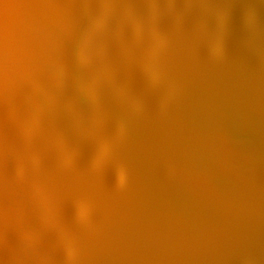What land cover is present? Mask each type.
I'll use <instances>...</instances> for the list:
<instances>
[{"label": "rangeland", "instance_id": "1", "mask_svg": "<svg viewBox=\"0 0 264 264\" xmlns=\"http://www.w3.org/2000/svg\"><path fill=\"white\" fill-rule=\"evenodd\" d=\"M46 1L52 2L51 11L49 13H42L41 11L38 10V7L45 5V2L43 0H0V59H1L0 71L3 70L0 72L2 74V75L0 74L1 76L0 77L1 78L0 79V83H1L0 84L1 85L0 86V91H1L0 92L1 93L0 94V99H1L0 100V111H1L0 112V160H1L0 161V234H3L4 237L6 238V241H3V243L1 242V239H0V243L2 244L1 246L4 247L3 256L5 259V260H0V264H16L15 260H12V257H10L11 254L9 255V253H7V250H9L11 247L6 246V244H11V241L12 243H14L13 242L14 239L19 240L23 236V234H21L17 230V227L15 226V224L17 223V225H21L25 223V221H30V222H34L38 224L42 223L43 221L42 213L45 212V209L48 211L50 210L51 214L50 213L49 214L52 217V219L55 221L54 223L51 224V228L48 227V229L52 230L53 228L54 230H52L51 233L46 235L40 241L39 240L36 241L35 244L43 248H46V249L48 248L50 253L55 254L58 258L57 264H88V262L84 263L85 260L83 261L82 260H65L63 259V257L65 256L64 254L65 252L67 253L71 252L73 254L76 253L80 256H83L84 253L77 250L76 245L73 244L74 243L73 240L75 238L76 240H78L79 238L80 239L83 238V234L76 233V231L72 228L75 227V225L76 227L77 226L78 227L92 226L93 219L108 218L110 220H113V219L118 220L120 223H124L123 221L128 220V223L127 221H125V223L127 224H124L126 228L128 229V233H129L128 238L130 240H133L131 241L133 243H135V241L138 242L139 241L138 236H140V230H136V228L140 229L138 227H141L140 224L143 223L142 218L145 212L144 208L146 205L149 204V200H150L149 194L151 195V192L149 193L150 190L147 191L146 193V191H144L145 188L143 187L146 185H152L155 183L159 184L161 182L160 185H163L162 190L164 191V193L172 194L173 192L168 186V181L162 182V180L159 179L160 176L158 174L160 169L167 166L171 161L176 164L180 163L181 165H183L184 169L185 168L187 169V170L185 169V172L183 174L188 180L193 181V180L201 178L202 176H205L204 180L208 183L206 184L210 186L212 190H217V188L221 187L219 185L221 184V181L220 183H218L219 182L218 180H221V179H219L218 177H214L215 179L211 180L209 177L211 176L212 178V174L213 176H219V173L214 174L212 171L208 172V171H204L203 169L205 167L207 168V166L211 163H218L219 165H221V164H224L223 162H226V168H227L229 164L227 163V161H224L227 159L224 158L223 155H221V153L225 151L227 152L228 157H231V159L236 160L235 163L239 167L238 168L239 172L241 173L243 172L242 173L243 175H241L242 178L246 176L244 178L246 184H244L245 186L243 185L244 191L245 192L248 191L247 193L249 194L251 193L250 195L252 197H257V195L261 193L263 194L264 189H262V187L264 185L260 187L261 188L260 191L258 190L259 186L264 184L263 178L260 177L258 179V177H255L253 170L250 169L249 165H247L248 163H246V160H247L245 159L246 156L250 158V155H248L249 151L247 152L245 151L246 153L243 151L246 154L245 156L242 152L241 153L238 152L239 147L236 148V150L232 148V146L231 147L228 146L229 148L228 147L225 148V146H222V141L218 142L216 137L212 135L209 131L207 132L206 130L205 132H202L204 131L203 124L207 123L210 126L213 125L212 126L213 128L215 126L216 129L218 128L221 131H227V132L229 131L228 133L229 134L232 133L231 134L232 137L235 135L234 137L236 138V140L237 139L239 140V138L242 136L243 133L245 135V132H244L246 128L245 126H249V130L250 128L254 127V122L252 121V119L254 118L256 113L258 114L260 113L261 117H264V90H263L264 85L261 84L260 79L257 78L258 76H260L258 75L260 73L256 70L258 66L260 65L263 66L262 63L264 64V56H263L264 53L262 52V50H258L257 47L254 46V48L257 49L255 51L253 48L254 54L257 53L259 55L261 53L259 56V59H256V57H251L250 62L252 63V65H249L246 63L244 64V61L248 59L245 58L246 57L245 55L243 56L245 51L244 50L242 51L241 44L239 43L242 38L246 37V40L248 41V43L253 44L252 43L253 39L251 38L253 37V35L247 31L248 30L247 24L244 23V21L242 20L243 16L241 15L239 11H237L235 14H232L229 11H225L224 15L226 18H222L220 15L222 13L221 11L219 12V10L222 9L224 0H46ZM102 5H104L105 7ZM89 6L91 7L93 11L90 8L89 9L87 8ZM115 8L119 12L116 13ZM133 16L136 19L134 21H133L134 19ZM59 18L60 19L63 18L62 21ZM140 19L142 20L141 23H139ZM58 20L61 22H59ZM63 20L65 22L67 21L66 22L67 25L66 23H64ZM226 22L229 23L227 24V26L225 25ZM141 25L143 27H141ZM144 25H146L145 28H147L146 32L144 31L145 30ZM87 26L89 27L87 28ZM125 27L130 28V30L126 29ZM135 28L140 33L139 35H138V32L135 30ZM118 29L121 30L119 31V33H117ZM139 29H142V30L144 29V30L142 32V30L140 31ZM147 30L148 31L151 30L152 33L150 31V34H155V35L152 36L149 34L150 36L145 37V35L146 34L148 35L149 33L147 32ZM153 30H155V33H153ZM65 31L66 33L64 34ZM133 32H136V33H133ZM85 36H86V40H85ZM142 36L144 38L143 39L144 41L142 40ZM151 36L153 38H151ZM124 37L127 40H124L125 39ZM133 37H135L134 40L136 39V41L138 42L142 41L144 44L143 45L144 47L142 46L141 42H139L140 44L137 42L136 45L134 44L136 41H134V43L133 41L131 42V40L129 39L132 38L133 40ZM147 37H150V38H147ZM234 39H236V41ZM128 41L130 42L128 43ZM148 41H150V43ZM147 42L149 43V45ZM118 44H119V47H118ZM129 44L131 45V47H129L130 46ZM123 45L126 47L128 51L133 53V54L130 53L127 58L126 57L124 58L123 57L124 55H119L121 52L125 51V47ZM127 45H128V48H127ZM145 45H147L148 48ZM24 46L27 48L25 49ZM227 47L229 48V50ZM15 48L17 49L14 50ZM19 49L21 50V52ZM116 49L119 54L116 52ZM119 49H122V50H119ZM133 49H136V50H133ZM219 50H221V52ZM9 51L11 52L17 51V52H13L12 53L13 55H12L11 52ZM105 51L106 53H104ZM257 51L258 52L261 51V52L258 53ZM9 53H10V56L6 55ZM107 53H110V54H107ZM225 54H226V58H225ZM227 55H230L232 59L228 57ZM231 55H233L234 57ZM235 55L237 56L241 55V56L239 58V56L237 57ZM6 56L8 58H5ZM104 56L107 58H105ZM261 56H263V60L262 58H260ZM98 57L102 59H99ZM3 58H5V60H7L8 62H11V61L12 62L7 63V61H4ZM106 60L109 61L108 64H110L111 66L110 65L106 66L105 64H103V62H105ZM14 62L17 63V65ZM87 62L88 64L90 63V65H93L92 66L93 68L95 66L97 67L93 69L91 66L87 65ZM112 62L115 63L113 64V66H112ZM145 62H148L149 65L145 66ZM99 63L101 64L98 66L97 64ZM77 64L79 66H77ZM82 65H83V68L85 67L86 70L88 69L87 73L85 72L86 70L83 71L85 68L84 69L81 68ZM100 66H103V68H101ZM251 66H253L254 68L251 69ZM9 67L10 68L12 67V70H15V71L19 70V71L12 72V70H10ZM105 67H107V69ZM5 68L7 70H5ZM18 68H20L21 71ZM23 68L26 71L23 70ZM29 69L32 70L30 73H29L30 71ZM8 70L12 72L13 74L12 73L9 74L10 72ZM5 71H7L8 73ZM27 71L29 75L27 74ZM39 71H41V73ZM19 72L21 73V76ZM3 73H6L8 77L5 74L3 75ZM42 73L46 76H44ZM255 73L257 76H255ZM15 74L17 76L19 75V77H15L16 76ZM40 74L43 75V77L42 76L40 77ZM214 74L216 75V77H214L215 76ZM86 75L87 77H85ZM5 76L7 78L10 77V79L8 80ZM23 76L26 79H24ZM245 76L246 78H244ZM254 76L256 78H254ZM54 78H55V81H54ZM78 78L82 82L83 81L84 82L80 84L81 81ZM88 78L90 80H88ZM227 78H232V79H227ZM241 78L243 79L240 80ZM247 78H249V80ZM4 79L6 80L5 83L7 85L4 84ZM257 79L260 81L259 84H261L263 88L262 90L260 87L257 88L258 87L257 86L258 84H256ZM253 80H254V84H252ZM7 81L11 82L12 84L10 83L11 85H9V82ZM14 81H17V82H14ZM249 81H250V84H248ZM13 83H15V85H13ZM47 83H52V84L50 85ZM246 85L249 87H246ZM252 85H255V86H252ZM58 86H60L61 88L58 89L59 88ZM251 86L252 88L254 87L255 90H258L256 91L258 92L257 98H256L257 100L256 99L254 100L256 96L254 97L253 94L256 95V92L253 93V91H251L252 89ZM1 87L4 90V94L7 93L6 95L2 94L3 91L1 90ZM119 87L125 88L123 91L126 93L127 92L133 93L132 97L130 98L125 97L126 103L122 101L123 97L121 96L119 92L120 90ZM75 88L77 90H75ZM43 89H45L46 91ZM114 89L116 92H114ZM248 89L250 91H248ZM60 90L61 91L63 90V91L61 92ZM42 91L43 93H41ZM250 93H251V96H249ZM37 94H39V96ZM205 94H206V97H205ZM230 94L235 95L236 98H232V99L227 98L229 97ZM258 94L260 95L259 97H258ZM5 96H8V97H5ZM66 96H69L67 97V99H70V100H67ZM20 97L22 99H20ZM53 97H56L57 99ZM237 97L239 100L237 99ZM258 98H260V100ZM246 99L247 101L249 99V102L245 101ZM60 100L62 103L60 102ZM232 101L234 102V104ZM7 102L9 104H6ZM58 102L59 104H61V106L58 104ZM235 102H237V104ZM82 103L84 104V106ZM3 104H6V105H3ZM57 104L60 107L59 110H56V107H53L54 105L58 107ZM246 104H249V105H246ZM1 105H3L2 107L5 108V111H3ZM125 105H127L128 108ZM251 105L252 106L257 105L259 110L258 108L252 107ZM6 106H8V108ZM66 107L67 109H65ZM220 109L222 110L220 111ZM62 111H64V114H62L63 113ZM224 111H226V114H224L225 113ZM65 112H68V114L70 113L72 116L70 114L69 115L66 114ZM234 113L235 114L237 113L239 117L235 118L237 114L234 116ZM52 114L54 115V118H55L54 120L56 121L52 120L53 118ZM124 115L126 116L124 117ZM55 116H59L60 119L58 117L56 118ZM183 116L188 117L192 121L191 124H193L194 126L195 125L198 126L196 127L198 132L201 131L202 133L200 134H204V136L201 135L202 137L201 139L203 140L205 139L207 141L209 140V142H211L212 145H215L214 147H216L217 146L216 144H218V146L215 148L213 152L211 150L212 153L210 152L209 155L206 154L205 151L207 147L202 145V141L199 143V145L201 146H199L198 142L194 141L191 138V136L186 135L185 137L178 139V138H175L171 134V130L174 127H177L178 124H180V126L183 124L181 123L182 119L184 118ZM74 118L76 119L74 120ZM209 118L210 119L214 118L213 120L218 121V122H214L215 124L214 123L212 124L211 121H209ZM68 119H69V123L72 126L70 124L68 125L67 123ZM73 120L75 121V123ZM77 120H79V122ZM64 122L67 123L65 124L67 125V127L64 125ZM71 122L74 125L77 124L78 126L77 127L73 126ZM243 122L245 124H243ZM50 123L54 128L50 125ZM217 123H218V126H217ZM241 123H242V126H241ZM251 124L253 126H251ZM61 125L63 127H61ZM117 125L118 127L120 125L119 128L121 129L122 127V129L120 130L117 127ZM124 125L127 127L125 128ZM70 126L74 128L72 129ZM144 126H147V127H144ZM114 127H115V130L113 129ZM77 128H79L78 131L81 134L77 132L76 130ZM108 129L112 130V132H109L110 130ZM124 129H127V130L124 131ZM92 131L95 133H92ZM142 132L144 134L143 139H142ZM111 133H115V134H111ZM248 133L251 135L250 131ZM99 134H101L100 136L102 139V140L100 139L99 145L97 144L98 142L92 143L90 139L92 140L96 139L97 138L96 136H99ZM106 134H107V138H106ZM125 134H127L126 135L127 137H125ZM89 135L91 138L89 137ZM93 135L94 136L96 135L95 138ZM78 138H81L83 141L85 139L86 140L84 141L85 143L81 139H78ZM73 140L75 141L72 142ZM101 141H103L102 144H101ZM216 141L218 143H215ZM123 142H125V144ZM74 143L75 144L77 143L76 145L78 147H74L73 146L75 145ZM219 143L221 144V146L219 145ZM17 145L19 148L17 147ZM87 145L88 146L90 145L89 147L90 149L88 148ZM72 147L73 149H71ZM67 148L69 149V151H67L68 150ZM83 148L84 149L88 148L90 151L86 149L83 151ZM127 148L129 150H126ZM141 149H142V152H141ZM227 150L229 151V153ZM85 151L87 152L84 153ZM71 152L72 153L75 152L74 155L73 154L71 155ZM128 152H130L131 154L130 153L128 154ZM231 153L234 156H232ZM59 154L62 156H60ZM76 154L77 155L79 154V155L77 156ZM81 154L82 156H80ZM64 155L66 156L64 157ZM75 155L76 157H74ZM210 155L211 156L213 155L212 157H214V159L209 158ZM89 156L92 159L87 158ZM135 157L136 159H133ZM80 158H82L83 161H81ZM85 158H86V161H85ZM183 158L184 160L187 159L188 161H184V162L179 161L180 159H183ZM133 160L136 161V163ZM190 160H193V162ZM243 160L245 162H243ZM88 161L89 162L92 161L90 162L91 164H89ZM194 161L199 163L198 167L200 169L202 168L201 170L205 172L204 174L202 172L200 175H196L194 171L192 175L191 172H193V169H192L193 167H191V165L192 166L194 165L195 163ZM6 162L8 165L6 164ZM84 162L85 163L87 162V163L84 164ZM14 163H16L15 166H14ZM244 163L245 165H247L246 168L249 167L248 170L246 168H243L245 171L241 169L242 166L245 167ZM92 164L95 167H93ZM9 165H11L12 167ZM84 165H90V166L85 167ZM7 166H9L10 169ZM70 166H72V168ZM62 167H64L65 169L64 168L62 169ZM68 167L70 170L68 169ZM47 168H48V171H47ZM54 168L55 170L57 169L56 170L57 173L54 172L55 171ZM199 168L197 170H200ZM12 169H14L15 172ZM191 169L192 171H190ZM95 170L96 172L98 171L97 175H96ZM223 170H226V169H223ZM60 172L61 173L65 172V175L61 174ZM69 172H72V173H69ZM91 173H93V175H91ZM258 173H261V176H262V172H258ZM68 174H70L69 178H68L69 176ZM134 174L137 175V177ZM251 175H252V178H251ZM90 179H92V181ZM134 179L137 181H135ZM249 179L250 180L253 179V180L250 182ZM59 180L61 181V183ZM257 180L260 181V184L256 185ZM253 181L255 182V184ZM51 182H52V185H51ZM209 182L210 183L212 182V183L210 184ZM214 182L218 184L213 185ZM89 183L92 187L89 185ZM59 184H61L62 189L60 188ZM211 185L213 188L211 187ZM253 185L257 186L258 188L254 187ZM214 186L215 187L218 186V187L214 189ZM64 187L67 188L65 189L67 191L64 190ZM87 189H89L88 190L89 192L91 191L90 194L87 191ZM186 190L187 189L182 190L184 192L180 193L181 197H184L185 199L187 196H189L187 198L188 200L193 199L194 196L192 195V193L190 194L191 195L190 196L188 193L189 191L188 190L186 191ZM252 190H256V192L255 191L253 192ZM62 191L64 193H62ZM81 192L85 194H82ZM69 194H71L72 196ZM208 195H210L213 203L216 204L217 202L215 203V201H217V199L212 197L213 193L209 192ZM79 196L80 198H78ZM68 199L71 201H68ZM189 201L191 202L195 200L193 199ZM64 206L67 208H65ZM64 209H67V210L65 211ZM68 211L69 213H66ZM126 211L128 213H126ZM177 211L178 210H176L175 212ZM178 212H177V215L181 216L182 218H185L186 215L188 214V217L190 218V220L189 219L186 220V223H185L186 225L187 223L188 225H191V226L193 224L194 228H196L197 227L196 224H198L201 227L203 226L202 228L208 226L210 230L213 229L212 231L214 230L215 232L220 231V228H218V226L221 225L220 223L221 220L219 217L213 218L212 216H208V215L206 216L210 222H213L216 225V226H213L214 228L212 226H211L212 228H210L209 225H202L201 223L197 222L198 220H196V217L194 214L192 213L183 214L180 211ZM122 213L127 214V216L124 217ZM139 214H141V216ZM127 217L129 219H127ZM135 217H137V219L140 222H138L137 219L134 220ZM212 218L214 220H212ZM244 221H245V225H247L248 223V226H249L250 224L249 222H252L253 219L252 220L244 219ZM232 226L235 227L233 224ZM239 226L242 227L244 226V224L242 226L241 224H239L238 227L236 226L237 229L236 230L234 229L236 232L225 235V238L230 239L231 241L235 242L236 243L235 251L237 253L239 252V254L241 253V255L244 256V258H246L244 253L241 252L243 249L240 246H238L239 241L241 240L243 235L246 234L245 233L246 226H244L242 230L240 229ZM133 229H135L138 234H136L135 230ZM196 229H198V227ZM242 231H245V232H242ZM75 235L78 238L75 237ZM133 236H136V237H133ZM221 236L223 235L219 236L220 239H221ZM133 243H129L128 245L133 248L135 247L138 248L139 243L137 244H133ZM184 244H186L187 246L189 245L186 242H184ZM239 247H240V250H239ZM226 253L227 252L225 253L220 252L218 254L219 258H221L220 260H224L226 264H246V262L243 261V258H236V257L234 258V256L231 253H227V254ZM230 255L233 257H231ZM30 256L34 260L41 259L40 254L35 251H30ZM174 259L176 258H173V260ZM244 260H247V259H244ZM111 261L112 260H107L106 262H111ZM122 263L130 264V261L123 260Z\"/></svg>", "mask_w": 264, "mask_h": 264}, {"label": "bare ground", "instance_id": "2", "mask_svg": "<svg viewBox=\"0 0 264 264\" xmlns=\"http://www.w3.org/2000/svg\"><path fill=\"white\" fill-rule=\"evenodd\" d=\"M44 2H45V5H42V6H40V7H38V10L39 11H41L42 13H49L50 11H51V7H52V2H47L46 0H43ZM108 2V1H107ZM208 2V1H207ZM215 3V2H214ZM106 5V4H105ZM217 5H218V3H217ZM76 6V5H75ZM102 6H104V5H102ZM74 7V6H73ZM105 7V6H104ZM88 9L90 8L91 9V7L89 6V7H87ZM114 8V7H113ZM116 8H118V7H116ZM115 8V10H116V13L117 12H119L117 9ZM82 9V8H81ZM216 9V8H215ZM73 10V9H72ZM92 10V9H91ZM218 10V9H217ZM74 11V10H73ZM88 11V10H87ZM93 11V10H92ZM221 11V13L222 14H220L221 15V17L222 18H226L225 17V15H224V13H225V11H229V12H231L232 14H235L237 11H239L240 13H241V15L243 16V21H244V23H246L247 24V28H248V32L250 33V34H252L253 35V37H251L253 40H252V43L253 44H249L248 43V41L246 40V37H244V38H242L241 40H240V43L239 44H241V49H242V51L244 50L245 52H244V54H243V56L245 55L246 57L245 58H247L248 60H245L244 61V64L246 63V64H249V65H252V63L250 62V59H251V57H256V59H259V56H260V54L258 55L257 53H255L254 54V51H253V48H254V46L255 47H257V49L258 50H262V52L264 53V0H224V2H223V6H222V9H220L219 10V12ZM104 12V11H103ZM216 12V11H215ZM70 13V12H69ZM92 13V12H91ZM121 13V12H120ZM126 13V12H125ZM217 13V12H216ZM67 14V13H66ZM215 14V13H214ZM60 15V14H59ZM70 15V14H69ZM95 15V14H94ZM117 15V14H116ZM68 17V16H67ZM214 17V16H213ZM72 18V17H71ZM133 21L134 20H136L135 19V17L133 16ZM137 18V17H136ZM60 19V18H59ZM62 19L63 18H61L60 20L62 21ZM96 19V18H95ZM102 19V18H101ZM54 20V19H53ZM56 20V19H55ZM68 20V19H67ZM107 20V19H106ZM208 20V19H207ZM216 20V19H215ZM59 21V20H58ZM61 21H59V22H61ZM64 21V20H63ZM69 21V20H68ZM138 21V20H137ZM141 19H140V22L139 23H141ZM144 21V20H143ZM205 21V20H204ZM211 21V20H210ZM67 22V21H66ZM65 21H64V23H66ZM102 22V21H101ZM64 23H62V24H64ZM68 23H70V22H68ZM80 23H82V22H80ZM79 23V24H80ZM87 23V22H86ZM85 23V24H86ZM106 23V22H105ZM135 23H136V21H135ZM202 23H204V22H202ZM53 24V23H52ZM100 24H102V23H100ZM103 24H104V22H103ZM121 24V23H120ZM119 24V25H120ZM134 24V23H133ZM227 24H229V23H225V25L227 26ZM66 25H67V23H66ZM81 25V24H80ZM87 25V24H86ZM113 25V24H112ZM138 25V24H137ZM136 25V26H137ZM231 25V24H230ZM232 25H234V24H232ZM237 25V24H236ZM62 26V25H61ZM65 26V25H64ZM83 26V25H82ZM103 26V25H102ZM110 26V25H109ZM108 26V27H109ZM117 26V25H116ZM123 26H125V25H123ZM131 26H132V24H131ZM135 26V25H134ZM206 26V25H205ZM49 27V26H48ZM78 27V26H77ZM80 27V26H79ZM89 26H87V28H88ZM119 27V26H118ZM117 27V28H118ZM141 27H143L142 25H141ZM146 27V25H144V31L146 32V29L147 28H145ZM147 27H148V25H147ZM202 27V26H201ZM56 28H58V27H56ZM84 28V27H83ZM106 28V27H105ZM126 29H129L130 30V28H127V27H125ZM138 28V27H137ZM227 28V27H226ZM229 28V27H228ZM61 29V28H60ZM82 29V28H81ZM98 29H100V28H98ZM133 29H134V27H133ZM132 29V30H133ZM84 30V29H83ZM86 30V29H85ZM135 30H136V28H135ZM140 31L142 30V29H139ZM143 30H142V32H143ZM149 30V29H148ZM147 30V32H149L148 33V35L146 34L145 35V37L146 36H150V35H155V34H150V31H148ZM210 30V29H209ZM216 30V29H215ZM227 30V29H226ZM234 30V29H233ZM64 31V30H63ZM71 31V30H70ZM104 31V30H103ZM119 31H121L120 29H118L117 30V33H119ZM137 32H138V30H136ZM158 31H160V30H158ZM79 32V31H78ZM128 32V31H127ZM238 32V31H237ZM66 33V31L64 32V34ZM86 33V32H85ZM126 33V32H125ZM133 33H136V32H133ZM132 33V34H133ZM151 33H152V31H151ZM153 33H155V30H153ZM157 33V32H156ZM71 34V33H70ZM75 34V33H74ZM79 34V33H78ZM140 33L138 32V35H139ZM143 34V33H142ZM150 34V35H149ZM205 34V33H204ZM246 34V33H245ZM76 35V34H75ZM137 35V34H136ZM151 36V38H153ZM232 36H233V34H232ZM82 37V36H81ZM94 37V36H93ZM122 37V36H121ZM121 37H120V39H121ZM131 37H132V35H131ZM155 37V36H154ZM236 37V36H235ZM248 37H249V35H248ZM36 38V37H35ZM41 38V37H40ZM42 38H43V36H42ZM41 38V39H42ZM125 38V37H124ZM130 38V37H129ZM134 38L135 37H133V40H132V38L131 39H129V40H131V42L133 41V43H134V41H136V39L134 40ZM140 38V37H139ZM147 38H150V37H147ZM201 38V37H200ZM54 39V38H53ZM53 39H51V40H53ZM144 38H143V36H142V40H143ZM146 39V38H145ZM203 39V38H202ZM40 40V39H39ZM43 40V39H42ZM46 40V39H45ZM48 40V39H47ZM76 40V39H75ZM85 40H86V36H85ZM124 40H127L126 38L124 39ZM137 40H138V38H137ZM193 40H194V38H193ZM235 41H236V39H234ZM89 41V40H88ZM144 41V40H143ZM147 41V40H146ZM178 41V40H177ZM44 42H46V41H44ZM47 42H49V41H47ZM130 41H128V43H129ZM138 41H136L134 44L136 45V43H137ZM139 42H141L142 43V46L144 45L143 44V42L142 41H139ZM138 42V43H139ZM149 43H150V41H148ZM147 42V43H148ZM205 42V41H204ZM234 42V41H233ZM250 42V41H249ZM77 43V42H76ZM126 43H127V41H126ZM132 43V44H133ZM149 43H148V45H149ZM199 43V42H198ZM235 43V42H234ZM254 43H255V45H254ZM140 44V43H139ZM180 44V43H179ZM47 45H49V44H47ZM46 45V46H47ZM51 45V44H50ZM130 45V44H129ZM203 45H204V43H203ZM231 45V44H230ZM30 46V45H29ZM52 46V45H51ZM117 46V45H116ZM124 46V45H123ZM146 47H147V45H145ZM196 46V45H195ZM200 46H202V45H200ZM22 47V46H21ZM25 47V46H24ZM24 47H23V49H24ZM42 47V46H41ZM56 47V46H55ZM118 47H119V44H118ZM125 47V46H124ZM129 47H131V45L129 46ZM139 47V46H138ZM144 47V46H143ZM152 47V46H151ZM217 47V46H216ZM232 47V46H231ZM17 48H18V46H17ZM17 48H15L14 50H16ZM27 47H25V49H26ZM48 48V47H47ZM109 48V47H108ZM122 48V47H121ZM127 48H128V45H127ZM134 48H136V47H134ZM140 48V47H139ZM148 48V47H147ZM222 48V47H221ZM228 48V47H227ZM234 48V47H233ZM236 48H237V46H236ZM51 49V48H50ZM57 49V48H56ZM131 49V48H130ZM129 49V50H130ZM141 49V48H140ZM144 49V48H143ZM219 49V48H218ZM256 48H254V50L256 51L257 50ZM20 50V49H19ZM18 50V51H19ZM30 50V49H29ZM47 50V49H46ZM119 50H122V49H119ZM118 50V51H119ZM124 50V49H123ZM127 49H126V47H125V51H123V52H121L120 54L117 52V49H116V52L119 54V55H124L123 57L125 58H127L128 57V55L130 54V53H132V52H130V51H126ZM133 50H136V49H133ZM162 50V49H161ZM196 50H197V48H196ZM228 50H229V48H228ZM12 51V50H11ZM11 51H9V52H11ZM39 51V50H38ZM50 51V50H49ZM104 51V50H103ZM220 52H221V50H219ZM233 51V50H232ZM235 51H236V49H235ZM238 51V50H237ZM13 52H17V51H13ZM13 52H11V54L13 53ZM20 52H21V50H20ZM23 52H24V50H23ZM28 52V51H27ZM35 52V51H34ZM46 52V51H45ZM55 52V51H54ZM77 52V51H76ZM145 52V51H144ZM195 52H197V51H195ZM223 52V51H222ZM226 52H227V50H226ZM258 52V51H257ZM259 52H261V51H259ZM258 52V53H259ZM32 53V52H31ZM100 53V52H99ZM104 53H106V51L104 52ZM115 53V52H114ZM123 53V54H122ZM141 53H142V51H141ZM230 53V52H229ZM262 53V54H263ZM41 54H43V53H41ZM102 54V53H101ZM100 54V55H101ZM107 54H110V53H107ZM113 54V53H112ZM133 54V53H132ZM138 54V53H137ZM163 54V53H162ZM231 54V53H230ZM233 54V53H232ZM235 54V53H234ZM239 54H241V53H239ZM6 55H8V56H10V53L9 54H6ZM13 55V54H12ZM25 55V54H24ZM31 55V54H30ZM36 55V54H35ZM105 55V54H104ZM114 55V54H113ZM118 55V56H119ZM106 56V55H105ZM104 56V57H105ZM108 56V55H107ZM111 56V55H110ZM117 56V55H116ZM228 57H230V55H227ZM231 56H233V55H231ZM235 56H237V55H235ZM239 56V55H238ZM237 56V57H238ZM241 56V55H240ZM240 56H239V58H240ZM264 56V55H263ZM263 56H261L260 58H262V60H263ZM13 57V56H12ZM17 57V56H16ZM75 57V56H74ZM101 57H103V56H101ZM122 57V58H123ZM132 57H134V56H132ZM179 57V56H178ZM234 57V56H233ZM5 58H8L7 56L5 57ZM5 58H3L4 59V61H7V60H5ZM15 58V57H14ZM22 58V57H21ZM92 58V57H91ZM99 59H102V58H100V57H98ZM105 58H107V57H105ZM114 58V57H113ZM130 58V57H129ZM225 58H226V54H225ZM231 58V57H230ZM244 58V57H243ZM2 59V60H3ZM40 59V58H39ZM78 59V58H77ZM84 59V58H83ZM121 59V58H120ZM232 59V58H231ZM255 59V60H256ZM22 60V59H21ZM30 60H32V59H30ZM98 60V59H97ZM111 60V59H110ZM123 60V59H122ZM131 60V59H130ZM179 60V59H178ZM212 60V59H211ZM237 60V59H236ZM9 61H11V60H9ZM15 61V60H14ZM28 61V60H27ZM225 61V60H224ZM247 61V62H246ZM0 62H1V59H0ZM12 62V61H11ZM11 62H8L7 61V63H11ZM16 62V61H15ZM14 62V63H15ZM33 62V61H32ZM80 62V61H79ZM78 62V63H79ZM89 62V61H88ZM88 62H87V65H89V66H93V65H90V63L88 64ZM94 62H96V61H94ZM98 62V61H97ZM102 62V61H101ZM108 62L109 61H105V62H103V64H105L106 66L107 65H110V64H108ZM118 62V61H117ZM122 62V61H121ZM221 62H223V61H221ZM228 62V61H227ZM237 62V61H236ZM240 62V61H239ZM6 63V64H7ZM44 63H46V62H44ZM224 63H226V62H224ZM241 63V62H240ZM254 63V62H253ZM258 63V62H257ZM261 63V62H260ZM16 65H17V63H15ZM94 64V63H93ZM96 64V63H95ZM101 63H99V64H97L98 66L100 65ZM113 64H115L114 62H112V66H113ZM3 65V64H2ZM14 65V64H13ZM40 65H42V64H40ZM104 65V66H105ZM148 66L149 65V63L148 62H145V66ZM212 65V64H211ZM228 65V64H227ZM231 65V64H230ZM260 65V64H259ZM262 65L263 66H258V68L256 69L260 74H258V75H260V76H258L257 78H259L260 79V81H261V84H263L264 85V64L262 63ZM5 66V65H4ZM10 66V65H9ZM11 66H12V64H11ZM77 66H79L78 64H77ZM111 66V65H110ZM33 67V66H32ZM44 67V66H43ZM70 67V66H69ZM72 67V66H71ZM95 67H97V66H95ZM94 67V68H95ZM101 68H103V66H100ZM99 67V68H100ZM109 67V66H108ZM211 67V66H210ZM244 67V66H243ZM250 67V66H249ZM10 68V67H9ZM29 68H30V66H29ZM36 68V67H35ZM81 68H83V65H82V67ZM80 68V69H81ZM85 68V67H84ZM83 68V69H84ZM93 68V67H92ZM93 68V69H94ZM106 69H107V67H105ZM225 68V67H224ZM236 68H237V66H236ZM252 68H254L253 66H251V69ZM1 69V68H0ZM14 69H16V68H14ZM18 69H20V68H18ZM32 69V68H31ZM31 69H29L30 71H29V73L32 71ZM37 69V68H36ZM39 69V68H38ZM79 69V70H80ZM110 69V68H109ZM143 69V68H142ZM147 69V68H146ZM149 69V68H148ZM245 69V68H244ZM5 70H7L6 68H5ZM10 70H12V67L10 68ZM23 70H25L24 68H23ZM35 70V69H34ZM43 70V69H42ZM86 70V68L83 70V71H85ZM99 70V69H98ZM239 70V69H238ZM1 71H3V70H1ZM0 71V72H1ZM9 71V70H8ZM13 71H15V70H12V72ZM16 71H19V70H16ZM15 71V72H16ZM20 71H21V69H20ZM26 71V70H25ZM36 71V70H35ZM66 71V70H65ZM87 71H88V69L85 71L86 73H87ZM95 71H96V69H95ZM94 71V72H95ZM144 71V70H143ZM244 71V70H243ZM253 71V70H252ZM5 72H7V71H5ZM10 72V71H9ZM12 72H10L9 74H11ZM40 73H41V71H39ZM43 72V71H42ZM54 72V71H53ZM81 72V71H80ZM84 72V73H85ZM220 72H221V70H220ZM226 72H228V71H226ZM8 73V72H7ZM20 73V72H19ZM32 73H34V72H32ZM38 73V72H37ZM45 73V72H44ZM90 73V72H89ZM144 73V72H143ZM246 73V72H245ZM1 74V73H0ZM6 75V73H3V75ZM13 74V73H12ZM17 74V73H16ZM15 74V75H16ZM27 74H28V71H27ZM43 74V73H42ZM46 74V73H45ZM48 74V73H47ZM96 74V73H95ZM100 74V73H99ZM145 74V73H144ZM228 74V73H227ZM243 74V73H242ZM2 75V74H1ZM29 75V74H28ZM27 75V76H28ZM32 75H34V74H32ZM44 75V74H43ZM43 75H41L40 74V77L42 76L43 77ZM51 75V74H50ZM53 75V74H52ZM58 75V74H57ZM79 75V74H78ZM89 75V74H88ZM140 75V74H139ZM215 75V74H214ZM232 75V74H231ZM244 75V74H243ZM253 75V74H252ZM7 77H8V75H6ZM5 76V77H6ZM14 76V75H13ZM13 76H11V77H13ZM20 76H21V73H20ZM25 76H26V74H25ZM31 76V75H30ZM44 76H46V75H44ZM103 76V75H102ZM112 76V75H111ZM142 76V75H141ZM145 76V75H144ZM236 76V75H235ZM255 76H257L256 75V73H255ZM254 76V78H256ZM1 77V76H0ZM4 77V78H5ZM6 77V78H7ZM15 77H19V75L17 76H15ZM35 77V76H34ZM33 77V78H34ZM68 77V76H67ZM85 77H87V75L85 76ZM146 77V76H145ZM214 77H216V75L214 76ZM250 77V76H249ZM253 77V76H252ZM5 78V79H6ZM22 78V77H21ZM20 78V79H21ZM23 78L24 79H26L24 76H23ZM47 78V77H46ZM53 78V77H52ZM55 78H56V76H55ZM55 78H54V81H55ZM91 78V77H90ZM113 78V77H112ZM222 78V77H221ZM244 78H246V76L244 77ZM1 79V78H0ZM3 79V78H2ZM4 79V84L5 85H7L6 83H5V81L8 79H10V77L9 78H7L6 80ZM13 79V78H12ZM35 79H37V78H35ZM42 79V78H41ZM79 79V78H78ZM87 79V78H86ZM85 79V80H86ZM154 79V78H153ZM227 79H232V78H227ZM243 78H241L240 80H242ZM248 80H249V78H247ZM19 80V79H18ZM67 80V79H66ZM80 80V79H79ZM78 80V81H79ZM88 80H90L89 78H88ZM92 80V79H91ZM96 80V79H95ZM218 80V79H217ZM246 80V79H245ZM251 80V79H250ZM2 81V80H1ZM12 81V80H11ZM48 81V80H47ZM69 81V80H68ZM81 81V80H80ZM212 81V80H211ZM244 81V80H243ZM258 79H257V83L256 84H258L256 87L257 88H261V90L263 89L262 88V86H261V84H259V82H260ZM7 82H9V81H7ZM14 82H17V81H14ZM34 82V81H33ZM84 82V81H83ZM82 81H81V83L80 84H82L83 83ZM94 82V81H93ZM157 82V81H156ZM242 82V81H241ZM11 82H9V85H11L10 84ZM36 83V82H35ZM62 83H64V82H62ZM219 83V82H218ZM221 83V82H220ZM230 83V82H229ZM235 83V82H234ZM1 84V83H0ZM19 84V83H18ZM29 84V83H28ZM47 84H52V83H47ZM197 84H198V82H197ZM248 84H250V81H249V83ZM252 84H254V80H253V83ZM13 85H15V83H13ZM69 85V84H68ZM79 85V84H78ZM88 85V84H87ZM227 85V84H226ZM235 85V84H234ZM1 86V85H0ZM4 86V85H3ZM2 86V87H3ZM63 86V85H62ZM175 86V85H174ZM242 86V85H241ZM252 86H255V85H252ZM252 86H251V88H252ZM2 87H1V90L3 91L2 92V94H4V90L2 89ZM9 87V86H8ZM7 87V88H8ZM35 87V86H34ZM40 87V86H39ZM59 88L58 89H60L61 87L60 86H58ZM67 87V86H66ZM71 87V86H70ZM76 87H77V85H76ZM244 87V86H243ZM246 87H249V86H247L246 85ZM68 88V87H67ZM79 88H80V86H79ZM78 88V89H79ZM120 88V90H119V92H120V94H121V96L123 97L122 98V101L124 102V103H126V100H125V97H132V92H124L123 90L125 89V88H123V87H119ZM208 88V87H207ZM6 89V88H5ZM11 89V88H10ZM17 89V88H16ZM16 89H15V91H16ZM53 89V88H52ZM51 89V90H52ZM56 89V88H55ZM58 89H57V91H58ZM64 89V88H63ZM69 89V88H68ZM244 89V88H243ZM252 89H254V87L252 88ZM251 89V91H253V93H255L256 91H258V90H252ZM43 90H45V89H43ZM71 90H72V88H71ZM75 90H77L76 88H75ZM112 90V89H111ZM260 90V89H259ZM264 90V89H263ZM46 91V90H45ZM56 91V90H55ZM61 91V90H60ZM63 91V90H62ZM61 91V92H62ZM68 91V90H67ZM70 91V90H69ZM106 91V90H105ZM223 91V90H222ZM243 91V90H242ZM247 91V90H246ZM248 91H250L249 89H248ZM247 91V92H248ZM1 92V91H0ZM6 92V91H5ZM8 92H9V90H8ZM32 92V91H31ZM74 92V91H73ZM89 92V91H88ZM114 92H116L115 91V89H114ZM41 93H43V91L41 92ZM45 93V92H44ZM68 93V92H67ZM99 93V92H98ZM139 93V92H138ZM196 93V92H195ZM252 93V92H251ZM251 93L249 94V96H251ZM252 93V94H253ZM257 93L258 92H256V95L255 94H253L254 95V100L257 98ZM260 93V92H259ZM1 94V93H0ZM7 94V93H6ZM6 94H4V95H6ZM13 94V93H12ZM226 94V93H225ZM235 94V93H234ZM247 94V93H246ZM261 94H262V92H261ZM38 96H39V94H37ZM50 95V94H49ZM52 95V94H51ZM64 95V94H63ZM2 96V95H1ZM14 96V95H13ZM57 96V95H56ZM109 96V95H108ZM260 95L258 94V97H259ZM5 97H8V96H5ZM67 97H69V96H66V99H67ZM205 97H206V94H205ZM246 97V96H245ZM263 97V96H262ZM261 97V98H262ZM2 98V97H1ZM10 98V97H9ZM53 98H55V99H57L56 97H53ZM62 98V97H61ZM227 98H236V96L235 95H233V94H230L229 95V97H227ZM8 99V98H7ZM11 99V98H10ZM9 99V100H10ZM20 99H22L21 97H20ZM45 99V98H44ZM51 99V98H50ZM54 99V100H55ZM65 99V98H64ZM65 99V100H66ZM75 99V98H74ZM106 99V98H105ZM237 99H238V97H237ZM252 99V98H251ZM259 100H260V98H258ZM1 100V99H0ZM38 100V99H37ZM52 100V99H51ZM58 100H59V98H58ZM67 100H70V99H67ZM81 100V99H80ZM86 100V99H85ZM84 100V101H85ZM103 100V99H102ZM229 100V99H228ZM239 100V99H238ZM257 100V99H256ZM8 101V100H7ZM16 101V100H15ZM43 101V100H42ZM47 101V100H46ZM45 101V102H46ZM64 101V100H63ZM230 101V100H229ZM245 101H247V99L245 100ZM3 102H4V100H3ZM44 102V103H45ZM56 102V101H55ZM54 102V103H55ZM60 102H61V100H60ZM100 102V101H99ZM233 102V101H232ZM247 102H249V99H248V101ZM256 102V101H255ZM2 103V102H1ZM9 103H10V101H9ZM8 102L6 103V104H9ZM16 103V102H15ZM14 103V104H15ZM41 103V102H40ZM62 103V102H61ZM66 103V102H65ZM91 103V102H90ZM101 103V102H100ZM128 103V102H127ZM236 104H237V102H235ZM241 103V102H240ZM6 104H3V105H6ZM58 104H59V102H58ZM57 104V105H58ZM78 104V103H77ZM76 104V105H77ZM83 104V103H82ZM224 104H225V102H224ZM233 104H234V102H233ZM242 104V103H241ZM240 104V105H241ZM253 104V103H252ZM3 105H1V107L3 106ZM42 105V104H41ZM47 105V104H46ZM45 105V106H46ZM60 106H61V104H59ZM59 105H58V107L57 106H53V107H56V110H59ZM66 105V104H65ZM65 105H63V106H65ZM73 105V104H72ZM89 105V104H88ZM87 105V106H88ZM246 105H249V104H246ZM62 106V107H63ZM80 106V105H79ZM83 106H84V104H83ZM91 106V105H90ZM125 106H127V105H125ZM223 106V105H222ZM229 106V105H228ZM252 106V105H251ZM259 106V105H258ZM7 108H8V106H6ZM22 107V106H21ZM74 107V106H73ZM78 107V106H77ZM114 107V106H113ZM247 107H249V106H247ZM252 107H255V108H258L257 107V105H254V106H252ZM10 108H12V107H10ZM41 108V107H40ZM44 108V107H43ZM47 108V107H46ZM58 108V109H57ZM75 108V107H74ZM79 108V107H78ZM82 108V107H81ZM94 108V107H93ZM127 108H128V106H127ZM244 108V107H243ZM254 108V109H255ZM2 109H3V111H5V108H3L2 107ZM65 109H67V107L65 108ZM84 109H86V108H84ZM107 109V108H106ZM208 109V108H207ZM240 109V108H239ZM253 109V108H252ZM251 109V110H252ZM8 110H10V109H8ZM54 110V109H53ZM101 110V109H100ZM112 110V109H111ZM222 109H220V111H221ZM250 110V111H251ZM258 110H259V108H258ZM257 110V111H258ZM261 110V109H260ZM41 111V110H40ZM47 111V110H46ZM49 111V110H48ZM104 111V110H103ZM110 111V110H109ZM113 111V110H112ZM199 111V110H198ZM254 111H256V110H254ZM1 112V111H0ZM61 112V111H60ZM63 113L62 114H64V111H62ZM69 112V111H68ZM68 112H65L66 114H68ZM121 112V111H120ZM212 112V111H211ZM225 113L224 114H226V111H224ZM260 112V111H259ZM4 113V112H3ZM6 113V112H5ZM11 113V112H10ZM51 113V112H50ZM72 113V112H71ZM186 113V112H185ZM249 113V112H248ZM256 113V112H255ZM17 114V113H16ZM65 114V115H66ZM70 114V113H69ZM68 114V115H69ZM100 114V113H99ZM145 114V113H144ZM231 114V113H230ZM233 114V113H232ZM237 114V113H236ZM235 113H234V116L236 115ZM10 115V114H9ZM46 115V114H45ZM71 115V114H70ZM83 115V114H82ZM93 115V114H92ZM113 115H115V114H113ZM15 116V115H14ZM36 116V115H35ZM60 116V115H59ZM59 116H55L56 118L58 117L59 119H60V117ZM64 116V115H63ZM67 116V115H66ZM65 116V117H66ZM72 116V115H71ZM103 116V115H102ZM126 115H124V117H125ZM187 116V115H186ZM215 116V115H214ZM233 116V117H234ZM23 117V116H22ZM50 117V116H49ZM52 120L53 121H56V120H54L55 118H54V115L52 114ZM113 117V116H112ZM118 117V116H117ZM148 117V116H147ZM184 117V116H183ZM207 117V116H206ZM237 117H239L238 116V114H237V116H235V118H237ZM39 118V117H38ZM41 118V117H40ZM45 118V117H44ZM43 118V119H44ZM46 118H48V117H46ZM102 118V117H101ZM123 118V117H122ZM128 118V117H127ZM217 118V117H216ZM252 118H253V116H252ZM24 119V118H23ZM71 119V118H70ZM73 119V118H72ZM76 118H74V120H75ZM79 119V118H78ZM111 119V118H110ZM118 119V118H117ZM214 119V118H213ZM213 119H210L209 118V121H211V123L213 124L214 122H218V121H214ZM230 119V118H229ZM51 120V121H52ZM67 120V119H66ZM65 120V121H66ZM73 120V121H74ZM101 120V119H100ZM108 120V119H107ZM172 120V119H171ZM198 120V119H197ZM208 120V119H207ZM23 121V120H22ZM45 121V120H44ZM58 121V120H57ZM72 121V122H73ZM78 122H79V120H77ZM122 121H124V120H122ZM173 121V120H172ZM234 121V120H233ZM243 121V120H242ZM252 121L254 122V127H252V128H250V130H249V126H245L246 128H245V130H244V132H245V135H244V133L242 134V136L240 137L241 138V140H240V138H239V140L237 139L236 140V138L234 137L235 135V133L233 134L234 136L232 137L231 136V134L232 133H228L227 131H221L220 129H216L215 128V126H214V128L212 127V126H210L209 124H207V123H202L203 125H204V129H203V127H202V129L204 130V131H202V132H205L206 130H207V132L209 131L212 135H214L215 137H216V139H217V141L219 142V141H222V146H225V148L226 147H231L232 146V148H234L235 150H236V148H238V152H242L245 156H246V152L247 151H249V153H248V155H250V158H248V156H246V158L245 157H243V158H245V159H247L246 160V163H248L247 165H249V167H250V169H252L253 170V172H254V176L255 177H258V179L260 178V177H262L263 178V181H264V117H261V114L259 113H256L255 114V116H254V118L252 119ZM50 122V121H49ZM59 122V121H58ZM71 122V123H72ZM118 122V121H117ZM126 122V121H125ZM128 122H130V121H128ZM205 122H206V120H205ZM247 122V121H246ZM19 123V122H18ZM44 123V122H43ZM57 123V122H56ZM68 125L70 124L69 123V119H68ZM67 123H65L64 122V125L65 124H67ZM74 123H75V121H74ZM80 123H82V122H80ZM88 123V122H87ZM119 123H120V121H119ZM123 123V122H122ZM127 123V122H126ZM132 123V122H131ZM174 123V122H173ZM181 123H183L181 126H180V124H178V126L177 127H174L172 130H171V134L175 137V138H178V139H180V138H182V137H185L186 135H188V136H191V138L194 140V141H196V142H198V145H199V143L202 141V145H204L205 147H207V149H206V154H210V152H211V150H212V152L215 150V148L218 146V144H216L217 146L216 147H214L215 145H212V143L211 142H209V140L207 141V140H203V139H201L202 137H201V135H203L204 136V134H200V133H202L201 131L200 132H198V130H197V128L196 127H198V126H194L193 124H191L192 123V121L188 118V117H184L183 119H182V122ZM208 123H210V122H208ZM251 123V122H250ZM42 124V123H41ZM54 124V123H53ZM61 124V123H60ZM73 124V123H72ZM124 124V123H123ZM136 124V123H135ZM195 124V123H194ZM201 124V123H200ZM215 124V123H214ZM243 124H245L244 122H243ZM247 124V123H246ZM36 125V124H35ZM50 125H51V123H50ZM57 125V124H56ZM63 125V124H62ZM61 125V127H63ZM71 125V124H70ZM84 125V124H83ZM103 125V124H102ZM227 125V124H226ZM52 126V125H51ZM66 127H67V125H65ZM72 126V125H71ZM70 126V127H71ZM73 126H78L77 124L76 125H74L73 124ZM125 126V125H124ZM133 126V125H132ZM217 126H218V123H217ZM216 126V127H217ZM235 126V125H234ZM241 126H242V123H241ZM251 126H253L252 124H251ZM250 126V127H251ZM53 127V126H52ZM83 127V126H82ZM93 127V126H92ZM108 127V126H107ZM117 127H118V125H117ZM119 127H120V125H119ZM118 127V128H119ZM127 126H125V128H126ZM130 127V126H129ZM143 127V126H142ZM144 127H147V126H144ZM244 127V126H243ZM54 128V127H53ZM58 128H60V127H58ZM68 128H69V126H68ZM72 128V127H71ZM74 128V127H73ZM72 128V129H73ZM105 128V127H104ZM222 128V127H221ZM236 128H237V126H236ZM50 129V128H49ZM57 129V128H56ZM65 129V128H64ZM99 129H101V128H99ZM114 130H115V127L113 128ZM117 129V128H116ZM120 129V128H119ZM121 129H122V127H121ZM120 129V130H121ZM131 129V128H130ZM225 129H226V127H225ZM77 130V132H79L78 130H79V128H77L76 129ZM108 130H110V129H108ZM125 130H127V129H124V131ZM129 130V129H128ZM148 130H150V129H148ZM201 130V129H200ZM228 130V129H227ZM235 130H237V129H235ZM240 130V129H239ZM74 131V130H73ZM103 131V130H102ZM102 131H101V133H102ZM119 131V130H118ZM233 131H234V129H233ZM242 131V130H241ZM251 132V135L248 133V132ZM58 132H60V131H58ZM62 132H64V131H62ZM67 132H69V131H67ZM71 132H72V130H71ZM82 132V131H81ZM109 132H112V130H110ZM117 132V131H116ZM120 132V131H119ZM141 132V131H140ZM144 132V131H143ZM143 132H142V139H143V136H144V134H143ZM146 132V131H145ZM148 132V131H147ZM150 132V131H149ZM243 132V131H242ZM56 133H57V131H56ZM75 133V132H74ZM80 133V132H79ZM92 133H95V132H93L92 131ZM98 133H99V131H98ZM105 133H106V131H105ZM104 133V134H105ZM151 133V132H150ZM62 134V133H61ZM69 134V133H68ZM67 134V135H68ZM81 134V133H80ZM110 134V133H109ZM111 134H115V133H111ZM118 134V133H117ZM210 134V135H211ZM239 134H240V132H239ZM64 135V134H63ZM72 135V134H71ZM84 135V134H83ZM101 134H99V136H96L97 138L96 139H94V140H92V139H90V141L92 142V143H97L98 145H99V143H100V139H101V136H100ZM127 134H125V137H127L126 136ZM152 135V134H151ZM169 135V134H168ZM206 135H208V134H206ZM244 135V136H243ZM23 136V135H22ZM75 136V135H74ZM88 136V135H87ZM94 136V135H93ZM95 136H94V138H95ZM105 136V135H104ZM111 136V135H110ZM115 136V135H114ZM117 136H119V135H117ZM134 136V135H133ZM16 137V136H15ZM32 137V136H31ZM89 137H90V135H89ZM103 137V136H102ZM208 137V136H207ZM69 138V137H68ZM83 138V137H82ZM91 138V137H90ZM106 138H107V134H106ZM112 138V137H111ZM116 138V137H115ZM120 138V137H119ZM130 138H131V136H130ZM148 138V137H147ZM187 138V137H186ZM190 138V137H189ZM206 138V137H205ZM212 138V137H211ZM235 138V139H234ZM2 139V138H1ZM41 139H43V138H41ZM62 139V138H61ZM75 139V138H74ZM77 139V138H76ZM78 139H81V138H78ZM89 139V138H88ZM87 139V140H88ZM103 139H105V138H103ZM113 139V138H112ZM129 139V138H128ZM214 139V138H213ZM219 139V140H218ZM22 140V139H21ZM31 140H33V139H31ZM65 140V139H64ZM82 140V139H81ZM102 140V139H101ZM105 140H107V139H105ZM124 140H126V139H124ZM131 140V139H130ZM129 140V141H130ZM137 140V139H136ZM149 140V139H148ZM182 140V139H181ZM43 141V140H42ZM75 140H73L72 142H74ZM78 141V140H77ZM83 141V140H82ZM84 141H86L85 139H84ZM83 141V142H84ZM133 141H134V139H133ZM215 142V143H218V142ZM238 141H240V142H238ZM20 142V141H19ZM45 142V141H44ZM80 142V141H79ZM79 142H77V143H79ZM147 142V141H146ZM164 142V141H163ZM178 142V141H177ZM243 142V143H242ZM76 143V144H77ZM85 143V142H84ZM103 143V141H101V144ZM106 143V142H105ZM124 144H125V142H123ZM145 143V142H144ZM148 143V142H147ZM17 144H19V143H17ZM52 144V143H51ZM75 144V143H74ZM75 144V145H76ZM90 144V143H89ZM108 144V143H107ZM106 144V145H107ZM111 144V143H110ZM188 144V143H187ZM190 144V143H189ZM7 145H8V143H7ZM75 145H73L74 147H78L77 145L75 146ZM82 145V144H81ZM80 145V146H81ZM91 145H93V144H91ZM139 145H141V144H139ZM219 145L221 146V144L219 143ZM20 146V145H19ZM67 146V145H66ZM85 146V145H84ZM88 146V145H87ZM86 146V147H87ZM111 146V145H110ZM199 146H201V145H199ZM17 147H18V145H17ZM32 147V146H31ZM36 147V146H35ZM90 147V145L88 146V148ZM94 147V146H93ZM105 147V146H104ZM134 147V146H133ZM228 147V148H229ZM14 148H16V147H14ZM19 148V147H18ZM80 148V147H79ZM86 149V150H88V151H90L89 149ZM126 148V147H125ZM197 148V147H196ZM201 148V147H200ZM204 148V147H203ZM11 149H12V147H11ZM42 149H43V147H42ZM68 149V148H67ZM71 149H73V147L71 148ZM70 149V150H71ZM84 148H83V151L85 150ZM96 149V148H95ZM108 149V148H107ZM134 149V148H133ZM133 149H132V151H133ZM145 149H146V147H145ZM204 149V150H205ZM231 149V148H230ZM15 150V149H14ZM20 150V149H19ZM62 150V149H61ZM81 150V149H80ZM93 150V149H92ZM126 150H129L128 148L126 149ZM11 151V150H10ZM13 151V150H12ZM25 151V150H24ZM57 151V150H56ZM63 151V150H62ZM67 151H69V149L67 150ZM74 151V150H73ZM75 151H76V149H75ZM79 151V150H78ZM135 151V150H134ZM139 151V150H138ZM217 151V150H216ZM221 151V150H220ZM228 151V150H227ZM245 153H244V152ZM87 151H85L84 153H86ZM93 152V151H92ZM107 152H109V151H107ZM106 152V153H107ZM141 152H142V149H141ZM201 152V151H200ZM204 152V153H205ZM211 152V153H212ZM70 153V152H69ZM75 153V152H74ZM74 153H72L71 152V155L73 154L74 155ZM77 153H79V152H77ZM82 153V152H81ZM89 153V152H88ZM94 153V152H93ZM97 153V152H96ZM130 152H128V154H129ZM135 153V152H134ZM215 153V152H214ZM216 153H218V152H216ZM228 153H229V151H228ZM14 154H16V153H14ZM83 154V153H82ZM82 154L80 155V156H82ZM92 154V153H91ZM98 154V153H97ZM123 154V153H122ZM131 154V153H130ZM233 154H235V153H233ZM19 155V154H18ZM58 155V154H57ZM60 155V154H59ZM77 155V154H76ZM76 155L74 156V157H76ZM79 155V154H78ZM77 155V156H78ZM85 155V154H84ZM102 155V154H101ZM125 155V154H124ZM198 155V154H197ZM204 155V154H203ZM221 155H223V157L224 158H226L227 160H224V161H227V163L229 164V166L226 168V162H223L224 164H221V165H219L218 163H211V164H209L208 166H207V168L205 167H203L204 169V171H212L214 174H216V173H219V176H213V174H212V172H211V174H212V178H211V176L209 177L211 180H213V179H215L214 177H218L219 179H221V180H218L219 182L218 183H220V181H221V184H219L221 187H219V188H217V187H215L214 186V189H216L217 188V190H212L211 188H210V186H208L207 184V182L204 180V177L205 176H202L201 178H199V179H196V180H193V178H192V180L193 181H191V180H188L186 177H185V175L183 174L184 172H185V169H184V167H183V165H181L180 163L179 164H176V163H174V162H170L167 166H165V167H163L162 169H160V171H159V176H160V178L159 179H161L162 180V182L164 181V182H166V181H168V186H169V188L171 189V191L173 192L172 194H167V193H164V191L162 190V187H163V185H160V183L159 184H152V185H146V186H144L143 188H145V190L144 191H146V193H147V191H149V193L151 192V195L149 194V196H150V200H149V204L148 205H146L145 206V208H144V210H145V212H144V216H143V218H142V220H143V223L142 224H140L141 225V227H138V228H140V229H137L136 228V230H140V236H138L139 237V241L137 242V241H135V243H133V242H131V241H133V240H130L129 238H128V229L126 228V226L124 225V224H127L128 223V220H125V221H127V223H125V221H123L124 223H120L118 220H110V219H108V218H97V219H93V221H92V226H88V227H76V225H75V227H73L72 229H74L75 231H76V233H82L83 234V238H79L78 240H76V238L73 240V244L74 245H76V247H77V250H79L80 252H82V253H84L83 254V256H80V255H78V254H76V253H71V252H69V253H67V252H65L64 254H65V256L63 257V259H65V260H85L84 261V263H87L88 262V264H123L122 263V261L123 260H129L130 261V264H226V262L224 261V260H220L221 258H219V256H218V254L220 253V252H227V253H231L233 256H234V258L236 257V258H243V261H245L246 262V264H264V192H263V194L261 193V194H258L257 195V197H252L249 193H247V192H245L244 191V184H246L245 183V177L246 176H244V178H242V176L241 175H243L241 172H239V167H238V165H236V163H235V161L236 160H234V159H231V157H228V155H227V152H222L221 153ZM230 155V154H229ZM231 155H232V153H231ZM230 155V156H231ZM14 156V155H13ZM60 156H62V155H60ZM66 155H64V157H65ZM108 156V155H107ZM205 156V155H204ZM213 156V155H212ZM211 155L209 156V158H211V159H214V157H212ZM216 156V155H215ZM232 156H234V155H232ZM27 157V156H26ZM46 157V156H45ZM73 157V156H72ZM86 157V156H85ZM129 157H131V156H129ZM166 157V156H165ZM199 157V156H198ZM242 157V156H241ZM13 158H15V157H13ZM71 158V157H70ZM83 158V157H82ZM82 158H80V160L81 161H83L82 160ZM87 158H90V156L89 157H87ZM93 158H94V156H93ZM220 158V157H219ZM52 159V158H51ZM58 159V158H57ZM90 159H92V158H90ZM106 159V158H105ZM127 159V158H126ZM133 159H136V157L135 158H133ZM12 160V159H11ZM56 160V159H55ZM55 160H54V162H55ZM73 160H74V158H73ZM77 160V159H76ZM119 160V159H118ZM132 160V159H131ZM239 160H240V158H239ZM1 161V160H0ZM33 161H34V159H33ZM61 161V160H60ZM68 161V160H67ZM85 161H86V158H85ZM93 161V160H92ZM92 161H90V162H92ZM98 161H100V160H98ZM121 161V160H120ZM134 161V160H133ZM179 161H181V162H184V161H188L187 159L186 160H184V158L183 159H180ZM190 161H192L193 162V160H190ZM189 161V162H190ZM242 161V160H241ZM4 162V161H3ZM10 162V161H9ZM13 162V161H12ZM12 162H11V164H12ZM16 162V161H15ZM52 162V161H51ZM53 162V163H54ZM64 162V161H63ZM62 162V163H63ZM72 162V161H71ZM89 162V161H88ZM89 162V164H91ZM124 162H125V160H124ZM135 163H136V161H134ZM165 162V161H164ZM195 163H194V165L192 166L191 165V167H193L192 169H193V172H191L192 173V175H193V173H194V171H195V173H196V175H200L202 172H203V174L205 173L204 171H202L198 166H199V163L198 162H196V161H194ZM217 162V161H216ZM243 162H245L244 160H243ZM57 163V162H56ZM58 163H59V161H58ZM61 163V162H60ZM66 163H68V162H66ZM87 163V162H86ZM85 162H84V164H86ZM102 163V162H101ZM3 164H5V163H3ZM6 164H7V162H6ZM15 164L16 163H14V166H15ZM40 164V163H39ZM55 164V163H54ZM54 164H52V165H54ZM73 164V163H72ZM98 164V163H97ZM118 164V163H117ZM237 164H238V162H237ZM2 165V164H1ZM8 165V164H7ZM34 165V164H33ZM133 165V164H132ZM189 165V164H188ZM206 165V164H205ZM204 165V166H205ZM244 165H245V163H244ZM247 165H245V167L244 166H242L241 167V169H243V168H246V166ZM9 166H11V165H9ZM9 166H7L9 169H10V167ZM13 166V167H14ZM25 166V165H24ZM56 166H57V164H56ZM75 166V165H74ZM85 167H87V166H90V165H84ZM92 166L93 167H95L93 164H92ZM12 167V166H11ZM46 167V166H45ZM60 167H61V165H60ZM67 167V166H66ZM71 168H72V166H70ZM78 167V166H77ZM136 167V166H135ZM225 167V168H224ZM249 167H247L246 169L248 170V168ZM5 168V167H4ZM41 168V167H40ZM49 168V167H48ZM48 168H47V171H48ZM52 168V167H51ZM59 168V167H58ZM64 167H62V169H63ZM89 168V167H88ZM131 168V167H130ZM188 168V167H187ZM190 168V167H189ZM200 169V170H197V169ZM14 169H16V168H14ZM14 169H12L14 172H15V170ZM61 169V170H62ZM65 169V168H64ZM68 169H69V167H68ZM95 169V168H94ZM97 169V168H96ZM132 169V168H131ZM131 169H129V170H131ZM136 169V168H135ZM192 169L190 170V171H192ZM223 169H226V170H223ZM4 170H6V169H4ZM54 170H55V168H54ZM53 170V171H54ZM57 170V169H56ZM56 170L54 171V172H56ZM70 170V169H69ZM68 170V171H69ZM74 170H76V169H74ZM110 170V169H109ZM187 170V169H186ZM244 170V169H243ZM60 171V170H59ZM94 171V170H93ZM114 171V170H113ZM137 171H138V169H137ZM245 171V170H244ZM13 172V173H14ZM95 172H96V170H95ZM98 172V171H97ZM97 172H96V175H97ZM134 172V171H133ZM186 172H188V171H186ZM258 172H262V176H261V173H258ZM52 173V172H51ZM57 173V172H56ZM61 173V172H60ZM69 173H72V172H69ZM101 173V172H100ZM116 173V172H115ZM131 173H132V171H131ZM135 173V172H134ZM241 173V174H240ZM250 173V172H249ZM53 174V173H52ZM58 174H59V172H58ZM61 174H64L65 175V172L63 173H61ZM76 174V173H75ZM136 174V173H135ZM134 174V175H135ZM251 174V173H250ZM5 175V174H4ZM13 175V174H12ZM15 175H16V173H15ZM49 175H51V174H49ZM57 175V174H56ZM69 176H68V178L70 177V174H68ZM91 175H93V173H91ZM14 176V175H13ZM59 176H60V174H59ZM58 176V177H59ZM82 176H84V175H82ZM89 176V175H88ZM122 176V175H121ZM136 177H137V175H135ZM188 176V175H187ZM207 176V175H206ZM223 176V177H222ZM248 176V175H247ZM189 177V176H188ZM191 177V176H190ZM224 177H226V178H224ZM49 178V177H48ZM79 178V177H78ZM93 178V177H92ZM209 178H207V179H209ZM217 178V179H218ZM250 178V177H249ZM251 178H252V175H251ZM20 179V178H19ZM53 179H55V178H53ZM57 179V178H56ZM206 179V180H207ZM254 179V178H253ZM252 179V180H253ZM61 180V179H60ZM59 180V181H60ZM68 180V179H67ZM86 180H87V178H86ZM91 181H92V179H90ZM120 180H122V179H120ZM124 180V179H123ZM135 180V179H134ZM211 180H209V181H211ZM250 180V179H249ZM248 180V181H249ZM252 180H250V182L252 181ZM255 180H256V178H255ZM70 181V180H69ZM95 181V180H94ZM135 181H137V180H135ZM262 181V180H261ZM48 182V181H47ZM78 182V181H77ZM86 182H88V181H86ZM120 182V181H119ZM125 182V181H124ZM217 182V181H216ZM216 182H214V184L213 185H217L218 183H216ZM254 182V181H253ZM259 182V183H258ZM46 183V182H45ZM50 183V182H49ZM60 183H61V181H60ZM63 183V182H62ZM123 183V182H122ZM131 183V182H130ZM207 183V184H206ZM210 183V182H209ZM212 183V182H211ZM210 183V184H211ZM216 183V184H215ZM262 183V182H261ZM57 184V183H56ZM93 184H95V183H93ZM97 184V183H96ZM224 184V185H223ZM248 184V183H247ZM254 184H255V182H254ZM257 184H260V181L259 180H257V183H256V185ZM51 185H52V182H51ZM60 185V188H61V184H59ZM89 185H90V183H89ZM88 185V186H89ZM99 185V184H98ZM119 185V184H118ZM131 185V184H130ZM244 185V186H243ZM250 185V184H249ZM264 184H262V185H258L259 186V188L260 187H262ZM46 186V185H45ZM57 186V185H56ZM63 186H65V185H63ZM74 186V185H73ZM87 186V187H88ZM91 186V185H90ZM96 186V185H95ZM248 186V185H247ZM254 186V185H253ZM67 187V186H66ZM92 187V186H91ZM90 187V188H91ZM127 187V186H126ZM211 187H212V185H211ZM254 187H256V188H258L257 186H254ZM48 188H49V186H48ZM89 188V189H90ZM213 188V187H212ZM255 188V189H256ZM258 188V190L260 191L261 190V188L259 189ZM62 189V188H61ZM65 189H67V188H65L64 187V190ZM68 189H69V187H68ZM71 189V188H70ZM74 189V188H73ZM82 189V188H81ZM84 189H86V188H84ZM89 189H87V191L89 190ZM128 189V188H127ZM184 189H187L189 192V195L192 193V195L195 197H193V199L195 200V201H189V200H193V199H187L189 196H187L185 199H184V197H181V195H180V193L181 192H184V191H182V190H184ZM252 189V188H251ZM262 189H264V186L262 187ZM59 190V189H58ZM63 190V191H64ZM186 190V191H187ZM248 190V189H247ZM62 191V193H64ZM65 191H67V190H65ZM70 191V190H69ZM68 191V192H69ZM86 191V190H85ZM253 192L255 191L256 192V190H252ZM80 192V191H79ZM89 192V191H88ZM91 192V191H90ZM90 192H89V194H90ZM112 192V191H111ZM209 192H212L213 193V195H212V197L213 198H216L217 199V201H215V203L216 204H214L213 203V201L211 200V197H210V195H208V193ZM29 193V192H28ZM50 193V192H49ZM59 193V192H58ZM70 193V192H69ZM75 193V192H74ZM77 193H78V191H77ZM82 193V192H81ZM30 194V193H29ZM73 194V193H72ZM76 194V193H75ZM82 194H85V193H82ZM93 194V193H92ZM132 194V193H131ZM256 194V193H255ZM46 195V194H45ZM67 195V194H66ZM69 195H71V194H69ZM87 195V194H86ZM128 195V194H127ZM186 195H188V194H186ZM72 196V195H71ZM85 196V195H84ZM116 196V195H115ZM182 196H183V194H182ZM191 196V195H190ZM40 197V196H39ZM47 197V196H46ZM49 197V196H48ZM67 197H69V196H67ZM118 197V196H117ZM34 198V197H33ZM36 198V197H35ZM66 198V197H65ZM78 198H80V196L78 197ZM94 198V197H93ZM92 198V199H93ZM183 198V199H182ZM187 199V200H186ZM89 200V199H88ZM128 200V199H127ZM66 201V200H65ZM68 201H71V200H69L68 199ZM78 201V200H77ZM81 201V200H80ZM90 201V200H89ZM75 202V201H74ZM82 202V201H81ZM92 202V201H91ZM124 202H126V201H124ZM63 203H64V201H63ZM67 203V202H66ZM71 203H73V202H71ZM126 203H128V202H126ZM126 203H125V205H126ZM77 204V203H76ZM219 204V205H218ZM78 205V204H77ZM82 205V204H81ZM104 206V205H103ZM65 207V206H64ZM80 207V206H79ZM131 207V206H130ZM56 208V207H55ZM65 208H67V207H65ZM69 209H70V207H69ZM84 209H85V207H84ZM125 209H126V207H125ZM130 209V208H129ZM133 209V208H132ZM65 211L67 210V209H64ZM76 210V209H75ZM176 210H178V211H180V212H182L183 214H187V213H192V214H194L195 215V217H196V220H198L197 222H199V223H201L202 225H209L210 226V228H212L213 226H216L213 222H210L208 219H207V215L208 216H212L213 218L214 217H219L220 218V220H221V225H219L218 226V228H220V231L219 232H215V230L214 231H212V230H210L209 229V227L207 228V227H204V228H202L200 225H198V224H196L197 225V227H198V229H196V228H194V225L192 224V226L191 225H188V223H187V225L185 224L186 223V220L187 219H189L190 220V218L188 217V214L186 215V217L185 218H182L181 216H179V215H177V212H175ZM70 211V210H69ZM69 211L68 212H66V213H69ZM73 211V210H72ZM107 211V210H106ZM132 211V210H131ZM133 212V211H132ZM50 210L48 211V210H46L45 209V212H43L42 214V216H43V221H42V223H34V222H30V221H25V223H23V224H21V225H17V223L15 224V226L17 227V230L21 233V234H23V236L19 239V240H16V239H14L13 240V242L14 243H12V241H11V244H6V246H10L11 248L9 249V250H7V253H9V255L11 254V256L10 257H12V260H15V262H16V264H57L58 263V258H57V256L55 255V254H52V253H50L49 252V250H48V248L46 249V248H43V247H41V246H39V245H36L35 243H36V241H40L42 238H44L46 235H48L49 233H51L52 232V230H54L53 228H52V230L51 229H48V227H50L51 228V224L52 223H54L55 221L52 219V217L50 216ZM126 213H128L127 211H126ZM138 213V212H137ZM136 213V214H137ZM143 213V212H142ZM179 213V212H178ZM71 214V213H70ZM123 214V216L125 217V216H127V214H125V213H122ZM125 214V215H124ZM134 214V213H133ZM140 216H141V214H139ZM182 215V214H181ZM190 215V214H189ZM131 216V215H130ZM129 216V217H130ZM133 216V215H132ZM192 216V215H191ZM190 216V217H191ZM93 217V216H92ZM184 217V216H183ZM71 218V217H70ZM69 218V219H70ZM131 218H133V217H131ZM192 218V217H191ZM212 218V220H214ZM72 219V218H71ZM127 219H129L128 217H127ZM135 219H137V217H135L134 218V220ZM244 219L245 220H247V219H253V221L252 222H249L250 224H249V226H248V223H247V225H245V221H244ZM255 219V220H254ZM53 220V221H52ZM138 220V219H137ZM192 220V219H191ZM72 221H74V220H72ZM76 221V220H75ZM130 221V220H129ZM132 221V220H131ZM219 221V220H218ZM244 221V222H243ZM134 222V221H133ZM132 222V223H133ZM138 222H140L139 220H138ZM138 222H136V223H138ZM215 222V221H214ZM69 223V222H68ZM79 223V222H78ZM131 223V224H132ZM195 223V222H194ZM210 223H212V224H210ZM216 223V222H215ZM219 223V224H220ZM244 224V226H246V228H245V230H246V232L245 231H242V232H245L246 234L245 235H243V237L241 238V237H239V238H241V240L239 241V245L238 246H240L243 250L241 251V252H243L244 253V255L246 256V258H244V256H242L241 255V253L239 254V252L237 253L236 251H235V246H236V243L235 242H233V241H231L230 239H227V238H225V235H228V234H231V233H235L236 231V229H237V227H238V225L239 224H241V226ZM71 224V223H70ZM80 224V223H79ZM135 224V223H134ZM232 224L235 226V227H233L232 226ZM130 225V224H129ZM218 225V224H217ZM67 226V225H66ZM71 226V225H70ZM72 226H74V225H72ZM128 226V225H127ZM131 226V225H130ZM212 226V227H211ZM237 226V227H236ZM244 226H242V227H240V229L242 230L243 228H244ZM14 227V226H13ZM132 227H133V225H132ZM68 228V227H67ZM71 228V227H70ZM131 228V227H130ZM214 228V227H213ZM235 229V230H234ZM133 230H135V229H133ZM136 230H135V233L136 234H138L137 232H136ZM217 230V229H216ZM239 230V229H238ZM218 231V230H217ZM65 232V231H64ZM240 232V231H239ZM66 233H67V231H66ZM75 233V232H74ZM238 234V233H237ZM242 234V233H241ZM0 235H2V236H0V239H1V242L3 243V241H6V238L4 237V235L3 234H0ZM79 235V234H78ZM220 235H223V236H221V239H220ZM52 236V235H51ZM234 236V235H233ZM242 236V235H241ZM68 237V236H67ZM70 237H71V235H70ZM75 237H77L76 235H75ZM133 237H136V236H133ZM78 238V237H77ZM236 238V237H235ZM131 239H133V238H131ZM237 240V239H236ZM239 240V239H238ZM184 242H186V243H188L189 245L187 246L186 244H184ZM129 243H133V244H137V243H139V245H138V248H133V247H131V246H129L128 244ZM2 244L0 243V260H5L4 259V256H3V254H4V247L3 246H1ZM57 246V245H56ZM49 247V246H48ZM240 247H239V250H240ZM237 250V249H236ZM30 251H35V252H38L39 254H40V256H41V259L40 260H34L31 256H30ZM79 252V253H80ZM226 253V254H227ZM229 256V255H228ZM227 256V257H228ZM231 256V255H230ZM233 256H231V257H233ZM84 257H86V258H84ZM223 257V256H222ZM225 257V256H224ZM230 257V258H231ZM173 258H176V259H174L173 260ZM179 259H181V260H179ZM233 259V258H232ZM244 259H247V260H244ZM107 260H112L111 262H106ZM231 261V260H230ZM126 262V261H125ZM235 262V261H234ZM242 262V261H241ZM230 263V262H229ZM244 263V262H243Z\"/></svg>", "mask_w": 264, "mask_h": 264}]
</instances>
